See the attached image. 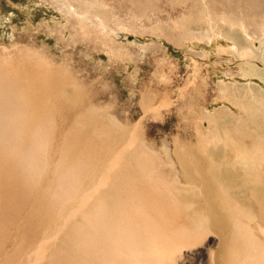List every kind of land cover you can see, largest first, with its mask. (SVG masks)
I'll return each mask as SVG.
<instances>
[{
    "label": "bare ground",
    "instance_id": "bare-ground-1",
    "mask_svg": "<svg viewBox=\"0 0 264 264\" xmlns=\"http://www.w3.org/2000/svg\"><path fill=\"white\" fill-rule=\"evenodd\" d=\"M210 1L220 16L189 0L177 37L214 40L263 85L222 84L214 112L191 86L194 130L172 148L116 118L66 61L0 53V264H184L213 234L206 264H264V0ZM57 2L103 20L97 0Z\"/></svg>",
    "mask_w": 264,
    "mask_h": 264
},
{
    "label": "rangeland",
    "instance_id": "rangeland-1",
    "mask_svg": "<svg viewBox=\"0 0 264 264\" xmlns=\"http://www.w3.org/2000/svg\"><path fill=\"white\" fill-rule=\"evenodd\" d=\"M97 1L103 20L62 12L57 0H0V53L35 46L59 63L66 61L103 106L121 122L142 126L144 137L160 149L172 148L177 138L191 139L187 132L194 130L193 123L186 112L191 86L201 85V93L210 95L214 112L224 103L212 100L222 84L263 85L254 76H243L240 57L221 50L214 40L177 37L182 17L195 16L189 0ZM147 93L156 101L149 107L144 103ZM203 242L184 264H206L200 252L216 249L218 237L213 234Z\"/></svg>",
    "mask_w": 264,
    "mask_h": 264
}]
</instances>
